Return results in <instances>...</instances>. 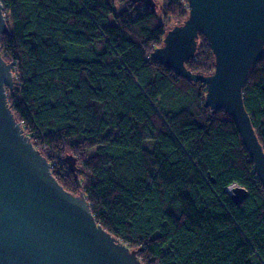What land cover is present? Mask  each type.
Here are the masks:
<instances>
[{
  "label": "trees",
  "instance_id": "16d2710c",
  "mask_svg": "<svg viewBox=\"0 0 264 264\" xmlns=\"http://www.w3.org/2000/svg\"><path fill=\"white\" fill-rule=\"evenodd\" d=\"M1 0L0 54L14 64L7 102L64 190L142 264H264V189L236 121L204 107L205 85L153 60L185 0L158 10L116 0ZM185 66L209 75L199 34ZM243 104L264 151V55ZM76 159L74 175L63 161ZM230 186L246 190L236 205Z\"/></svg>",
  "mask_w": 264,
  "mask_h": 264
},
{
  "label": "water",
  "instance_id": "95a60500",
  "mask_svg": "<svg viewBox=\"0 0 264 264\" xmlns=\"http://www.w3.org/2000/svg\"><path fill=\"white\" fill-rule=\"evenodd\" d=\"M188 16L166 31L153 60L181 78L205 85L204 107L223 110L237 124L241 144L264 189V151L243 104L251 68L264 55V0H185ZM154 9V0H131ZM7 32L0 0V36ZM202 35L214 58L209 75L193 73ZM14 64L0 54V264H142L139 250H129L95 220L84 194L59 185L45 157L31 144L7 102ZM77 188L76 159H63ZM239 205L244 188L227 192Z\"/></svg>",
  "mask_w": 264,
  "mask_h": 264
},
{
  "label": "rangeland",
  "instance_id": "374dc122",
  "mask_svg": "<svg viewBox=\"0 0 264 264\" xmlns=\"http://www.w3.org/2000/svg\"><path fill=\"white\" fill-rule=\"evenodd\" d=\"M156 2V4L158 5V10L160 9L159 11V14L161 13V8L165 6V4L167 3V0H154ZM124 4L123 3H118V1L115 0V9L117 12L121 11L123 8H124ZM182 7L184 9H187V12H188V8H187V2L186 4L182 5ZM187 16H188V13H187ZM174 21L175 20H172L171 23L169 24V29L173 27L174 25ZM184 21V20H183ZM182 24V23H181Z\"/></svg>",
  "mask_w": 264,
  "mask_h": 264
},
{
  "label": "built area",
  "instance_id": "2783aa9c",
  "mask_svg": "<svg viewBox=\"0 0 264 264\" xmlns=\"http://www.w3.org/2000/svg\"><path fill=\"white\" fill-rule=\"evenodd\" d=\"M232 186H230L229 188H227L226 190H227V192L230 190V188H231Z\"/></svg>",
  "mask_w": 264,
  "mask_h": 264
}]
</instances>
